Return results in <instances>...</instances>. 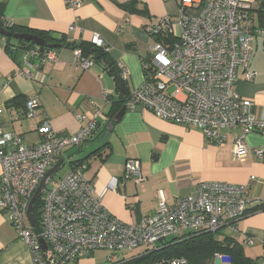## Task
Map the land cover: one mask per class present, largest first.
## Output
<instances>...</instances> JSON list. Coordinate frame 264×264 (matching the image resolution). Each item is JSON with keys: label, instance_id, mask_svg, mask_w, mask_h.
I'll return each instance as SVG.
<instances>
[{"label": "built area", "instance_id": "2783aa9c", "mask_svg": "<svg viewBox=\"0 0 264 264\" xmlns=\"http://www.w3.org/2000/svg\"><path fill=\"white\" fill-rule=\"evenodd\" d=\"M64 1L76 10L84 0ZM196 7L199 13L191 15L189 10ZM251 18L248 0H181L177 18L165 16L148 27L155 43L150 57L143 60L144 83L130 93L128 108L142 105L161 118L186 128H199L217 145L239 128L243 135L234 137L233 156L244 160L249 152L245 135L264 125V119L254 113L255 102L236 90L240 75L253 81L257 74L250 69L252 43L257 34L264 35V28L252 29ZM74 27L72 24L70 29ZM166 38L170 43L165 42ZM92 42L107 48L97 33ZM74 52L76 62L84 69L95 65L81 50ZM55 59L56 53L51 50L30 49L16 73L40 81L43 76L40 66ZM117 65L126 78L124 64ZM170 86L175 87L174 91L168 90ZM103 94L107 103L112 101L110 91ZM40 105L38 95L29 97L23 117L35 118ZM103 115L102 108L91 115L79 114L82 125L76 132L56 131L44 115L37 128L39 140L32 143L0 128V210L27 241L33 264H72L97 250H107L109 263L113 264L118 253L132 252L138 247L156 250L166 239L186 232L223 229L236 232L241 218L264 210V195L250 199V184L209 181L200 183L191 194L172 204L161 192L155 212L137 222L119 219L104 206V192L95 193L92 181L86 176L87 162L74 165L76 160L64 156L67 150L80 147L92 138ZM254 153L264 159L263 149ZM61 157L70 169L53 186L46 184L41 192L42 207L39 220L35 215L36 226L39 225L36 230L28 218L29 206L46 172ZM124 172L126 179H141L140 161L128 159ZM250 178L256 179L254 175ZM41 239L47 245L46 250ZM254 243L253 237L244 236L243 244ZM224 256L216 253L213 264H230L224 261ZM167 263L189 264L183 257Z\"/></svg>", "mask_w": 264, "mask_h": 264}, {"label": "crops", "instance_id": "0c3cea01", "mask_svg": "<svg viewBox=\"0 0 264 264\" xmlns=\"http://www.w3.org/2000/svg\"><path fill=\"white\" fill-rule=\"evenodd\" d=\"M128 1L84 0L76 10L69 8L64 0H0V6L3 4L6 21L33 30L66 35L77 42H91L93 35L99 34L107 43L109 57L116 64H124L127 77L122 78L127 84L126 93L127 89L131 93L144 83L143 60L150 57L155 43L148 27L165 16L177 18L181 0H135V6L131 7L135 11L124 6ZM248 3L252 16L250 27L264 28L262 0H248ZM189 13L197 15L199 8H192ZM72 24L75 27L70 29ZM7 41V36L0 34L1 130L21 135L26 143H32L39 140L37 128L44 115L56 131L76 132L82 125L79 114L91 115L102 108L104 115L96 133L86 144L67 150L64 156L73 160L87 158V178L97 195L104 192V206L119 219L137 222L155 212L161 192L172 204L191 194L202 182L250 184V199L264 195V159L254 153L264 150V125L245 135L249 152L242 161L233 156L234 137L243 135L241 129H233L228 139L217 145L199 128H186L161 118L142 105L129 107L111 130L108 123L112 103L123 92L108 68L96 64L84 69L76 62L74 50L57 47L51 49L56 59L40 66L42 80L34 81L16 73L18 64L5 49ZM255 44L264 46L263 34H257L252 43L250 69L257 74L253 81L240 75L236 90L255 102V115L264 119V68L253 65ZM174 89V86L168 88L170 92ZM105 90L112 93L111 102L105 101ZM34 95L40 99L39 113L35 118L25 119V102ZM98 149L101 150L97 152ZM130 158L140 161L139 180L124 177L125 164ZM1 172L0 165V175ZM252 175L255 180H251ZM226 230L241 243L245 235L253 237L254 245L243 244L245 251L264 263V210L241 218L236 232ZM142 248L130 257L143 254L146 249ZM0 264H33L27 241L1 210Z\"/></svg>", "mask_w": 264, "mask_h": 264}, {"label": "trees", "instance_id": "16d2710c", "mask_svg": "<svg viewBox=\"0 0 264 264\" xmlns=\"http://www.w3.org/2000/svg\"><path fill=\"white\" fill-rule=\"evenodd\" d=\"M135 4V0H130L126 2L124 6L135 11V8H131L134 7ZM262 8L264 9V0H262ZM0 27H5L12 32L11 36H7L8 41L5 49L18 65L22 64L23 56L28 50L39 47L40 52H45L53 49L47 46L48 43H56L58 44V47H67L74 51L77 49L81 50L82 55L91 58L95 65L103 64L105 68H108L110 75L115 78L117 85L120 87L115 70L112 65L108 63L109 55L107 48L98 47L92 41H72V39L68 38L66 35L56 36L43 30H33L27 26L9 23L3 16V4L0 6ZM17 32H30L37 34L45 39V45L38 46L30 41L15 38L13 34ZM165 42L170 43V39L166 38ZM124 82L126 87V81L124 80ZM129 94L130 93L127 89L125 95L120 93L119 99L113 101L112 104L114 106H112L113 110L111 111V119L120 108L128 102ZM100 150L101 149H98L97 152ZM86 160L87 158H82L73 163L75 165L79 161L83 162ZM41 197L42 195L38 196L34 203L35 215L38 220L40 218L42 207ZM38 228L39 225L35 227L36 230ZM216 253L226 255L230 264H263L258 258H253L246 253L243 242L241 243L236 237L231 236L229 232H224L222 230L216 232H186L180 236L166 239L156 250L148 251V249H146L143 254L131 257L130 255L123 253V255L119 256L118 260L113 264H155L158 262H169V260L178 257L187 259L189 264H213ZM72 264H80V259Z\"/></svg>", "mask_w": 264, "mask_h": 264}, {"label": "water", "instance_id": "95a60500", "mask_svg": "<svg viewBox=\"0 0 264 264\" xmlns=\"http://www.w3.org/2000/svg\"><path fill=\"white\" fill-rule=\"evenodd\" d=\"M0 34L2 35H6V36H11L12 32L8 29H6L5 27H0ZM13 36L15 38H20V39H24L27 41H30L38 46H43L45 45V39L42 38L41 36L34 34V33H30V32H17L15 34H13ZM47 46L49 48H56L58 47V44L56 43H48ZM108 63L110 65H112L113 69L115 70V73L117 75V79H118V83L120 84L121 90L123 92V94H126V88H125V82L122 78L121 75V69L119 68V66L114 62V60L109 57L108 59ZM128 110V104H124L120 110L113 116V118L109 121L108 123V128L109 129H113L114 124L117 123L122 116L125 114V112ZM64 162V158L61 157L59 158L56 163L46 172L45 176L43 177V179L41 180L37 190L35 191V194L32 198L31 204L29 206V210H28V218L32 224V226H36V218H35V213H34V201L38 198V196H40L41 192L43 191L45 185L48 183V181H50V179L54 176V174L60 169V167L62 166ZM41 242L43 244V248L46 250L47 245L44 241V239H41Z\"/></svg>", "mask_w": 264, "mask_h": 264}, {"label": "rangeland", "instance_id": "374dc122", "mask_svg": "<svg viewBox=\"0 0 264 264\" xmlns=\"http://www.w3.org/2000/svg\"><path fill=\"white\" fill-rule=\"evenodd\" d=\"M261 43V40H259ZM254 53H253V65H257L258 68H264V46L261 44L256 47V44L254 45ZM69 164H64L62 167L54 174V176L50 179V181L47 183V186H53L55 181L59 179V177L65 175L69 171ZM222 231L224 232H229L226 229H223ZM171 238V237H170ZM142 247L136 248L133 252H123L125 254L131 255V254H137L138 252L142 251ZM123 253L117 254V258L119 256H122ZM108 251L107 250H97L95 252H90L80 258V264H107L109 263V258H108ZM224 261H229L227 260V256H224ZM230 262V261H229ZM155 264H169L167 262H158Z\"/></svg>", "mask_w": 264, "mask_h": 264}]
</instances>
